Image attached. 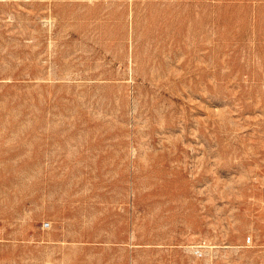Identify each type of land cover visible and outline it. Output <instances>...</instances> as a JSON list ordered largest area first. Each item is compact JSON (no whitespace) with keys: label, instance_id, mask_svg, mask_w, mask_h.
Returning a JSON list of instances; mask_svg holds the SVG:
<instances>
[{"label":"rangeland","instance_id":"1","mask_svg":"<svg viewBox=\"0 0 264 264\" xmlns=\"http://www.w3.org/2000/svg\"><path fill=\"white\" fill-rule=\"evenodd\" d=\"M0 264H264V0H0Z\"/></svg>","mask_w":264,"mask_h":264}]
</instances>
